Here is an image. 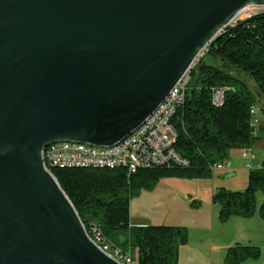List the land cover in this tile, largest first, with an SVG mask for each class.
<instances>
[{"label": "water", "instance_id": "95a60500", "mask_svg": "<svg viewBox=\"0 0 264 264\" xmlns=\"http://www.w3.org/2000/svg\"><path fill=\"white\" fill-rule=\"evenodd\" d=\"M250 6L264 0H0V264H120L43 150L120 143Z\"/></svg>", "mask_w": 264, "mask_h": 264}, {"label": "trees", "instance_id": "16d2710c", "mask_svg": "<svg viewBox=\"0 0 264 264\" xmlns=\"http://www.w3.org/2000/svg\"><path fill=\"white\" fill-rule=\"evenodd\" d=\"M215 88L226 89L220 107L211 102ZM256 103L264 115V13L225 28L193 68L185 101L171 119L176 133L173 149L186 165L156 166L132 175L123 169L49 171L90 237L100 232L112 247L135 251L133 264H178L179 247L186 242L185 228L131 225L130 198L135 190L151 189L160 178L209 179L216 166L227 165L232 150L251 149L260 139L252 135L249 115ZM248 172L244 191L221 188L213 195L222 221L232 216L251 218L258 191L263 194L259 217L264 221V159ZM258 257L257 247L235 246L227 250L224 264H242Z\"/></svg>", "mask_w": 264, "mask_h": 264}, {"label": "rangeland", "instance_id": "374dc122", "mask_svg": "<svg viewBox=\"0 0 264 264\" xmlns=\"http://www.w3.org/2000/svg\"><path fill=\"white\" fill-rule=\"evenodd\" d=\"M256 105L260 139L250 147L252 162L234 149L229 153L227 166L214 170L209 179L160 178L151 189L135 190L130 198L131 225L185 228L186 242L179 247L182 264H224L227 250L235 246L259 249L258 259H248L242 264H264V221L259 217L262 192L256 193V209L251 218L232 216L222 221L218 207L212 202L213 195L221 188L228 192L244 191L249 177L244 166L264 159V115L260 105ZM124 250L136 258L135 251Z\"/></svg>", "mask_w": 264, "mask_h": 264}, {"label": "built area", "instance_id": "2783aa9c", "mask_svg": "<svg viewBox=\"0 0 264 264\" xmlns=\"http://www.w3.org/2000/svg\"><path fill=\"white\" fill-rule=\"evenodd\" d=\"M264 8L246 7L236 16L237 20L248 18L251 14H260ZM235 21V22H236ZM205 49L193 61L191 67L178 81L173 90L168 94L159 107L148 117L146 127H138L134 137L122 140L118 145L110 147H92L85 144L71 143V145H60L48 151L51 161L54 164H69L72 169L73 164L84 165V169H103L117 170L123 169L128 175L156 166H169L171 164L186 165L174 151L173 144L176 133L171 125V119L176 111L183 105L191 79L192 70L203 55ZM226 94L225 88H215L212 92L211 102L213 106L220 107L224 102ZM254 106V117L251 119L252 135H259V110ZM242 157L252 162V150L243 149ZM252 163L245 165L248 170ZM226 166H216L215 169L221 170ZM94 237H100V243H105L106 251L118 256H127L128 264L136 263L135 257L128 251L112 247L100 232H94Z\"/></svg>", "mask_w": 264, "mask_h": 264}, {"label": "bare ground", "instance_id": "6f19581e", "mask_svg": "<svg viewBox=\"0 0 264 264\" xmlns=\"http://www.w3.org/2000/svg\"><path fill=\"white\" fill-rule=\"evenodd\" d=\"M261 13H264V10L261 11ZM256 106V105H255ZM258 107V106H257ZM249 115L250 117H254V106L252 105L249 109ZM148 123V118L139 126V127H146ZM136 130L134 132H132L130 135H128L126 138L128 137H134ZM60 145H71V142H61V143H54L51 144L49 146H47L43 152H42V159H43V163L45 168L49 171L50 169H54V168H64V169H69V164H54L51 161V155H48V151H52L53 148H57ZM118 145V144H117ZM253 154V153H252ZM252 159H254V156L252 155ZM245 167V166H244ZM84 169V165L81 164H73L72 165V169ZM225 168V167H224ZM50 172V171H49ZM90 237V236H89ZM90 239L93 241V243L106 255H108L109 257H111L112 259H114L116 261V258H114L113 254L109 253V251H106L105 248V243H100V237H90ZM117 262L120 264H128V258L127 256H118L117 258ZM129 264H133V263H129Z\"/></svg>", "mask_w": 264, "mask_h": 264}, {"label": "crops", "instance_id": "0c3cea01", "mask_svg": "<svg viewBox=\"0 0 264 264\" xmlns=\"http://www.w3.org/2000/svg\"><path fill=\"white\" fill-rule=\"evenodd\" d=\"M227 166V165H226ZM180 252L181 251H179V260H178V264H182V261H180Z\"/></svg>", "mask_w": 264, "mask_h": 264}]
</instances>
